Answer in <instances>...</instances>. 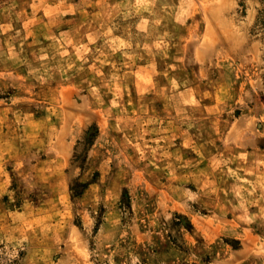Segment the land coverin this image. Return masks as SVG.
I'll list each match as a JSON object with an SVG mask.
<instances>
[{"label": "rangeland", "instance_id": "374dc122", "mask_svg": "<svg viewBox=\"0 0 264 264\" xmlns=\"http://www.w3.org/2000/svg\"><path fill=\"white\" fill-rule=\"evenodd\" d=\"M142 236L264 264V0H0V264Z\"/></svg>", "mask_w": 264, "mask_h": 264}, {"label": "crops", "instance_id": "0c3cea01", "mask_svg": "<svg viewBox=\"0 0 264 264\" xmlns=\"http://www.w3.org/2000/svg\"><path fill=\"white\" fill-rule=\"evenodd\" d=\"M174 190H182V192L186 196H188V199H189V196L191 195V189H174ZM200 190L201 189H196V191H200ZM162 191L164 192L165 195H167V197H169L170 199H173L172 189H163ZM179 203L183 207V211H188L191 209L189 202H182V203L179 202ZM174 204L177 205L176 203H174ZM209 233L206 234V236H208V238L212 240L214 235L212 236ZM134 245L140 246L141 250L135 251L132 254L130 253V255L123 257L125 259V261H122V262L127 263V261H130L133 259H136V260L137 259H142V260L144 259V260H147L148 262H151L153 264H163L164 263L161 260V257H160L161 253L159 251H155V249L150 250V248H149L150 237L142 236V237H140V239H138L137 244H135V242H134ZM123 258H122V260H123ZM188 258L193 259V261H191L190 264H202L201 261L194 259V257L189 256ZM194 261H196V262H194Z\"/></svg>", "mask_w": 264, "mask_h": 264}]
</instances>
